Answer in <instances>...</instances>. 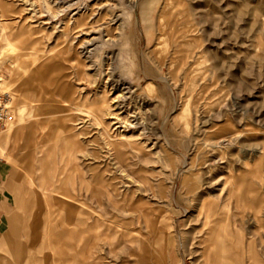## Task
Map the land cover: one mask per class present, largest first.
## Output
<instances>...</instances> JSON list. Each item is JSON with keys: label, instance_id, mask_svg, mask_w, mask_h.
<instances>
[{"label": "rangeland", "instance_id": "1", "mask_svg": "<svg viewBox=\"0 0 264 264\" xmlns=\"http://www.w3.org/2000/svg\"><path fill=\"white\" fill-rule=\"evenodd\" d=\"M0 21L14 128L36 98L2 142L0 264H264V0H0Z\"/></svg>", "mask_w": 264, "mask_h": 264}, {"label": "bare ground", "instance_id": "2", "mask_svg": "<svg viewBox=\"0 0 264 264\" xmlns=\"http://www.w3.org/2000/svg\"><path fill=\"white\" fill-rule=\"evenodd\" d=\"M13 43L10 38L9 32L6 30V26L3 24L2 21H0V91H7L9 89H12L9 79L7 77H4L1 75V71L3 67H14V61L12 60V54H13ZM63 101L66 103L68 102L67 99H63ZM35 102L36 98H31L28 102H22V103H16V111L18 112L19 116V124H17L14 128L12 125V121H9L7 123L6 128H4L0 132V156H2V153L4 152V147L2 146V142L4 140L10 141L12 139V135H16L19 132V127L21 126L22 123H28L29 126H33V121L35 116L33 115L34 107H35ZM29 103V104H28ZM12 105V103H11ZM74 104L70 105V108L73 109ZM77 108L80 109L79 111H86L90 113V109H92V103H87L84 101V103H78ZM84 113V112H83ZM95 120H97L99 123H101V118L98 114H93ZM17 123V122H16ZM39 123H37L38 125ZM41 125L42 127V132L44 133L45 131V120L42 121ZM23 126V125H22ZM5 127V126H4ZM14 129H16L14 131ZM13 130V132H12ZM6 133V134H5ZM3 134H5L3 136ZM15 137V136H14ZM27 139V138H26ZM41 152L44 153L45 155H49L50 153L48 150L41 149ZM71 154H62L61 160L62 164L60 166L54 165L51 167V172H50V177L43 176V189H48V187L52 186L53 182L59 181L61 178L62 174L64 173V170L66 169L69 161L72 159ZM29 179L31 181H34L33 176L30 174ZM84 179V178H83ZM72 186L74 185V179L71 180ZM91 183L86 182L85 180L82 181L81 185H85V187H89ZM30 186V185H29ZM61 204V203H60ZM46 234V233H45ZM45 236V235H44ZM53 253V252H52ZM216 257H218L216 255Z\"/></svg>", "mask_w": 264, "mask_h": 264}, {"label": "built area", "instance_id": "3", "mask_svg": "<svg viewBox=\"0 0 264 264\" xmlns=\"http://www.w3.org/2000/svg\"><path fill=\"white\" fill-rule=\"evenodd\" d=\"M14 119L13 106L8 94L0 95V128L7 125L9 121Z\"/></svg>", "mask_w": 264, "mask_h": 264}, {"label": "crops", "instance_id": "4", "mask_svg": "<svg viewBox=\"0 0 264 264\" xmlns=\"http://www.w3.org/2000/svg\"><path fill=\"white\" fill-rule=\"evenodd\" d=\"M2 158H6L5 149H4V152L2 153V156H0V159H2ZM1 168H2V166L0 165V205L2 204V199H3V195H2V191H1V182H2V179H3V174H2ZM34 184H35V180H34ZM32 186L33 185H31V188H32ZM0 209H1V206H0ZM0 223H1V215H0ZM8 229L5 232H0V244L3 243V242L4 243L8 242L9 239L6 238L7 233H8ZM57 236L58 237H56V242L53 245H51V247H52L51 251H54V250L56 251V250H58V248H60V243L59 242H60L61 234L58 233ZM58 261H59V259L55 257V258H53L52 263L53 264H57Z\"/></svg>", "mask_w": 264, "mask_h": 264}]
</instances>
